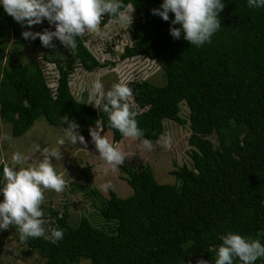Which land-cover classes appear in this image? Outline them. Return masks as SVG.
<instances>
[{
    "label": "trees",
    "instance_id": "obj_1",
    "mask_svg": "<svg viewBox=\"0 0 264 264\" xmlns=\"http://www.w3.org/2000/svg\"><path fill=\"white\" fill-rule=\"evenodd\" d=\"M221 26L211 43L201 47L183 38L174 39L170 27L174 14L163 20L152 13L163 0H123L134 7L129 44L121 58L142 56L154 60L161 81H130L135 119L143 136L152 142L164 133V120L187 123L186 143L191 166L170 170L173 183H159L146 163L122 164L120 170L131 194L121 197L109 189L102 195L85 178L84 191L107 229L85 216L71 223L68 212L47 207L51 228L62 229L56 244L43 237L23 242L47 264H214L220 237L233 232L264 245V8H250L248 0H222ZM112 17L105 14L101 25ZM21 24L0 4V121L10 125L12 136L23 134L34 120L67 126L68 116L80 134L104 122L112 142L122 134L108 126L107 114L71 93L68 78L75 65L86 71L100 62L76 38L69 50L50 48L57 68L54 89L32 60H3L9 41H23ZM61 53V59L56 58ZM187 119L180 116V103ZM215 140V143L213 142ZM0 161L1 151H0ZM3 164L0 163V185ZM86 187V188H85ZM18 232L15 225L10 226ZM233 264H241L234 258ZM254 264H264V257Z\"/></svg>",
    "mask_w": 264,
    "mask_h": 264
},
{
    "label": "clouds",
    "instance_id": "obj_2",
    "mask_svg": "<svg viewBox=\"0 0 264 264\" xmlns=\"http://www.w3.org/2000/svg\"><path fill=\"white\" fill-rule=\"evenodd\" d=\"M4 10L16 22L29 27L41 24L46 19L54 30L44 29L42 32L23 31L25 39L39 38L43 47L54 48L53 39L56 38L69 50L77 47V37L86 34L99 35L102 17L107 14L113 22L126 25L132 23L134 7H129L123 0H0ZM250 8H264V0H248ZM225 7L222 0H163L159 8H153L154 15L163 20H169V13L174 14L171 25L179 24L181 27H170V34L174 39L183 38L191 45L201 47L211 43V37L220 26L219 13ZM132 89L126 83H115L110 90L105 91L104 85L96 80L89 91L90 103L107 114L108 126L118 130L123 137L137 139L143 136V130L138 127L135 119L136 105L131 103ZM61 121L67 125L66 140L60 139L58 143L63 146L66 142L76 145L87 144L85 137L79 132V125L62 116ZM104 131V122L95 121V127H89L92 142L100 158L113 169L125 162V153L119 144L114 145L101 133ZM10 139V137H5ZM163 148H171L172 137L170 133H163L156 141ZM146 149L152 150L153 143L143 140ZM39 150V149H38ZM42 159L34 164H26V157L19 152L12 155V165H21L18 169L4 164V184L0 187L3 201L0 202V229H8L15 225L19 232V239L25 241L29 238L43 237L56 244L63 239L62 229L51 228L46 232V221L43 219L41 204L44 191L54 190L63 192L67 181L62 174H58L53 166L52 159H61V151L57 148L43 147ZM3 163V161H0ZM110 182L100 185V189L107 191L111 188ZM222 244L216 250L214 264H233L238 258L241 264H254L264 257V245L259 240H248L240 234L228 232L220 237ZM196 264H209L208 260L198 259Z\"/></svg>",
    "mask_w": 264,
    "mask_h": 264
},
{
    "label": "rangeland",
    "instance_id": "obj_3",
    "mask_svg": "<svg viewBox=\"0 0 264 264\" xmlns=\"http://www.w3.org/2000/svg\"><path fill=\"white\" fill-rule=\"evenodd\" d=\"M131 7L130 5H127ZM134 14L132 12V22ZM131 25V24H130ZM121 23L108 20L100 24V34H86L80 37L84 45L93 56L100 62V66L91 71H86L78 64L69 75L68 85L72 95L77 100L90 103L89 91L94 81L99 80L105 91L110 90L115 83H128L137 80H150L156 83L161 81V70L154 60L142 56L121 58L123 46L129 44V28ZM54 30V25H49L46 19L41 24L31 27L21 25V31L42 32L44 29ZM55 46L61 45L56 38L53 39ZM50 48L43 47L39 38L35 40L25 39L14 43L9 41L3 53V60L20 59L25 64L29 61H36L42 70L47 85L54 89L57 78V68L53 61L45 59L44 56L52 58ZM61 53H57L56 58L61 59ZM131 103L132 98H130ZM92 107L94 105L90 104ZM180 116L187 119L188 109L186 105L180 103ZM165 132L172 137L171 148H163L153 143V149L148 150L143 145L144 139H131L123 137L117 142H112L111 132L106 130L103 135L114 145L119 144L125 153L123 164L137 165L146 163L152 170L154 178L159 183H174L175 178L170 170L181 164L191 166L188 155L190 146L186 143L188 135V125L177 124L171 120H164ZM67 126H51L43 118L33 121L29 128L20 136H12L10 125L0 121V151L4 164L12 165V155L19 152L26 157V164L34 165L41 159L43 147L57 148L61 151V159H52L53 166L58 174H62L67 181L63 192L57 193L54 190L44 191V201L41 204L43 219L46 221L44 227L48 230L51 227V219L47 207L60 213L63 209L68 212V219L71 223H77L83 215L94 225L107 229V222L97 215L96 208L91 203V197L84 191L85 178L90 186L97 189L102 195H107L108 190H113L118 196L124 197L131 194L132 189L126 183L124 174L120 166L112 168L107 165L99 156L95 144L91 140L89 129L87 133L81 134L85 137L86 146L79 144L72 145L65 143L61 146L58 141L66 138ZM162 135V134H161ZM160 135V136H161ZM159 136V137H160ZM10 137V139H5ZM158 137V138H159ZM215 143V140L213 139ZM39 149V150H38ZM21 165H14L18 169ZM110 182L112 187L107 191L100 189V185ZM4 184L3 173L1 175V185ZM86 188V187H85ZM3 201V193L0 192V202ZM0 264H47L36 250L28 249L20 241L19 234L10 227L6 230L0 229ZM77 264H90L87 260H80Z\"/></svg>",
    "mask_w": 264,
    "mask_h": 264
}]
</instances>
